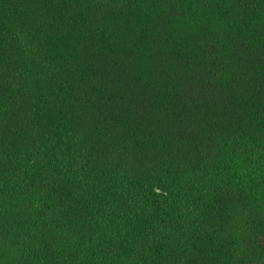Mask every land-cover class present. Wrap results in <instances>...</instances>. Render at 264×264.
Wrapping results in <instances>:
<instances>
[{
	"label": "trees",
	"instance_id": "obj_1",
	"mask_svg": "<svg viewBox=\"0 0 264 264\" xmlns=\"http://www.w3.org/2000/svg\"><path fill=\"white\" fill-rule=\"evenodd\" d=\"M0 264H264V0H0Z\"/></svg>",
	"mask_w": 264,
	"mask_h": 264
}]
</instances>
